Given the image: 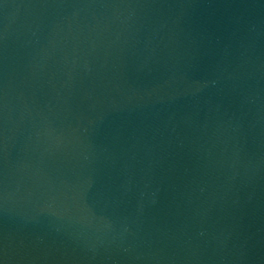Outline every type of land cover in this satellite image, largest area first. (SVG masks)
Returning a JSON list of instances; mask_svg holds the SVG:
<instances>
[{
    "label": "water",
    "instance_id": "1",
    "mask_svg": "<svg viewBox=\"0 0 264 264\" xmlns=\"http://www.w3.org/2000/svg\"><path fill=\"white\" fill-rule=\"evenodd\" d=\"M0 264H264V0H0Z\"/></svg>",
    "mask_w": 264,
    "mask_h": 264
}]
</instances>
